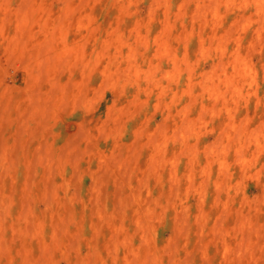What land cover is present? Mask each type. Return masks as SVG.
I'll return each mask as SVG.
<instances>
[{
    "label": "rangeland",
    "instance_id": "obj_1",
    "mask_svg": "<svg viewBox=\"0 0 264 264\" xmlns=\"http://www.w3.org/2000/svg\"><path fill=\"white\" fill-rule=\"evenodd\" d=\"M0 264H264V0H0Z\"/></svg>",
    "mask_w": 264,
    "mask_h": 264
}]
</instances>
